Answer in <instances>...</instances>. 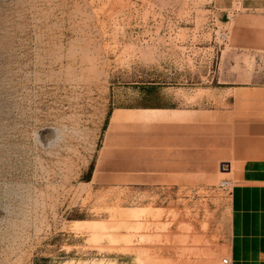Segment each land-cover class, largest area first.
<instances>
[{
	"label": "rangeland",
	"instance_id": "374dc122",
	"mask_svg": "<svg viewBox=\"0 0 264 264\" xmlns=\"http://www.w3.org/2000/svg\"><path fill=\"white\" fill-rule=\"evenodd\" d=\"M255 124L264 0H0V264H221Z\"/></svg>",
	"mask_w": 264,
	"mask_h": 264
},
{
	"label": "crops",
	"instance_id": "0c3cea01",
	"mask_svg": "<svg viewBox=\"0 0 264 264\" xmlns=\"http://www.w3.org/2000/svg\"><path fill=\"white\" fill-rule=\"evenodd\" d=\"M248 131L256 155L242 162L229 194L227 253L231 264H264V125L255 124ZM137 151L133 148L132 155ZM140 161L134 158L133 162ZM159 162L158 158V168Z\"/></svg>",
	"mask_w": 264,
	"mask_h": 264
},
{
	"label": "bare ground",
	"instance_id": "6f19581e",
	"mask_svg": "<svg viewBox=\"0 0 264 264\" xmlns=\"http://www.w3.org/2000/svg\"><path fill=\"white\" fill-rule=\"evenodd\" d=\"M228 168V166L227 165H224L223 166V168ZM223 170H225V169H223ZM117 216H120L121 217V219L122 218H124V217H126V218H136V217H138V214L137 213H130L129 211H125V210H119V211H117V214H116ZM82 224V223H81ZM86 224V223H85ZM93 224V223H92ZM98 224V223H97ZM80 224H78V225H76V227H77V229L79 230V229H81V228H79L80 226H79ZM83 225H84V223H83ZM83 225H82V227H83ZM107 225V224H106ZM87 226H89V225H87ZM93 226L94 227H96L94 224H93ZM92 226V227H93ZM85 227V226H84ZM91 227V226H90ZM89 227V228H90ZM106 227H108V225L106 226ZM105 227V229H107ZM86 228V227H85ZM87 229V228H86ZM96 229V228H95ZM100 229H104V225H101L100 226ZM207 253V252H206ZM209 254H211V253H209ZM206 260H207V262L209 263V264H218V261H217V257L218 256H216V255H214V254H211V255H208V254H206Z\"/></svg>",
	"mask_w": 264,
	"mask_h": 264
},
{
	"label": "built area",
	"instance_id": "2783aa9c",
	"mask_svg": "<svg viewBox=\"0 0 264 264\" xmlns=\"http://www.w3.org/2000/svg\"><path fill=\"white\" fill-rule=\"evenodd\" d=\"M220 186L224 189L227 190L230 187V182L228 180H224ZM221 264H231V260L229 258H224L221 261Z\"/></svg>",
	"mask_w": 264,
	"mask_h": 264
}]
</instances>
